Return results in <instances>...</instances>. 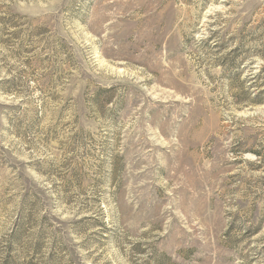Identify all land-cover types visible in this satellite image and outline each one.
<instances>
[{
  "label": "rangeland",
  "instance_id": "obj_1",
  "mask_svg": "<svg viewBox=\"0 0 264 264\" xmlns=\"http://www.w3.org/2000/svg\"><path fill=\"white\" fill-rule=\"evenodd\" d=\"M0 264H264V0H0Z\"/></svg>",
  "mask_w": 264,
  "mask_h": 264
}]
</instances>
